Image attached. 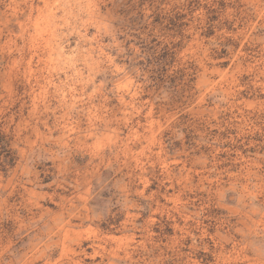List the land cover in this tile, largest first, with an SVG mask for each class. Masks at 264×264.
I'll use <instances>...</instances> for the list:
<instances>
[{"label":"rangeland","instance_id":"rangeland-1","mask_svg":"<svg viewBox=\"0 0 264 264\" xmlns=\"http://www.w3.org/2000/svg\"><path fill=\"white\" fill-rule=\"evenodd\" d=\"M0 264H264V0H0Z\"/></svg>","mask_w":264,"mask_h":264}]
</instances>
